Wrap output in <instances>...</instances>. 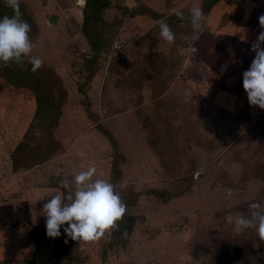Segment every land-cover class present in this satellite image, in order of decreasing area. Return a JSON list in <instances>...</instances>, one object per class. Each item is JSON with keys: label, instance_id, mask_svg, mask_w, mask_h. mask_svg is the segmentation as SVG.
I'll return each instance as SVG.
<instances>
[{"label": "rangeland", "instance_id": "1", "mask_svg": "<svg viewBox=\"0 0 264 264\" xmlns=\"http://www.w3.org/2000/svg\"><path fill=\"white\" fill-rule=\"evenodd\" d=\"M98 1L107 5L87 27L102 45L96 55L83 34L86 0H20L35 27L32 55L44 64L36 73L1 67L0 132L12 133L5 142L13 169H37L36 202L95 167L96 178L120 191L132 230L81 248L63 227L59 238L48 237L43 210L32 215L27 202H6L0 264H264V240L233 223L251 203L264 205V117L243 88L251 45L264 31V0L219 1L203 11L195 42L190 10L209 0ZM162 19L174 44L159 39ZM28 73L41 85L6 79L19 83ZM44 87L56 101L46 116L58 112L48 122L38 117Z\"/></svg>", "mask_w": 264, "mask_h": 264}, {"label": "clouds", "instance_id": "2", "mask_svg": "<svg viewBox=\"0 0 264 264\" xmlns=\"http://www.w3.org/2000/svg\"><path fill=\"white\" fill-rule=\"evenodd\" d=\"M85 0H77L84 3ZM5 6L12 10V15L0 18V67L12 64L27 70L39 71L44 61L32 55L36 47L30 33L31 25L23 19L20 0H5ZM180 19H184L182 12H177ZM261 29H264V15L259 18ZM205 14L199 6L190 10L191 40L195 42L204 31ZM159 39L168 44H174L176 34L166 20L158 21ZM188 52L196 54L198 49L189 45ZM255 57L250 68L243 73V88L247 94L249 104L264 110V31H261L251 45ZM97 169L89 167L74 175L64 178L59 187L64 193L57 192L43 205L46 217L47 236L59 238L61 228L66 236L83 247L85 244L96 243L119 229V223L127 214V206L122 199L116 185L104 178H96ZM248 216L239 215L233 218L234 230L242 233L248 229H255L261 240H264V205L251 203ZM127 234L125 233V236ZM68 243V239L65 240Z\"/></svg>", "mask_w": 264, "mask_h": 264}, {"label": "trees", "instance_id": "3", "mask_svg": "<svg viewBox=\"0 0 264 264\" xmlns=\"http://www.w3.org/2000/svg\"><path fill=\"white\" fill-rule=\"evenodd\" d=\"M219 1H221V0H209V2L206 4V6H205L203 11L204 12H208L210 10V8L212 6H214L216 3H218ZM85 3L87 5V9H86V11L84 13V17H83V20H84V22H83V26H84L83 34L86 37L90 47L92 48V51H95L94 53L96 55H98L101 52L102 45L93 41V39H92L93 37L88 33L87 27L90 24H92L95 20H97L99 12L102 10V8H104V6L107 5V3L103 2V1L100 2L98 0H86ZM20 6H21V12L23 14V19L29 21L28 20L29 16L26 13L24 5L20 3ZM5 15L11 16L12 15V10L7 8L5 6V3H3V4L0 5V18H3V16H5ZM31 25H32L31 28H35L33 23ZM88 59H90V58H88ZM92 60H93V58H92ZM90 62H92V61H90ZM26 66L28 68L31 67L30 64H26ZM86 66H88L87 68H88V70H90V64H87ZM0 69H1V67H0ZM89 74H91L92 77H93V75L96 74V69H91V72ZM13 77H16V76L13 75ZM6 79H7L9 84H14V85L16 84L17 86H24L26 88H30V85L26 81L34 82L36 80V83L38 84V86L41 85V83H42L41 79L39 78L38 75H32L30 73H28V76H24L23 75L21 77L19 83L14 82L13 79H10V78H6ZM46 90L48 92V96L45 95L44 89H43V93L42 94H44V95L41 98V99H44V102L41 103V100L39 102V99H38V103H39L38 104L39 105L38 117H40L41 119H44L46 122H48V121H50L49 120L50 116H51L52 119L53 118H58V112H56V110H55L53 112L54 114H50V116H46V114L48 112H50V111L52 112L54 110L53 108L56 106V101H55L54 95L52 94L53 91H51V88H48ZM37 91H39V90H37ZM41 106H42V108H41ZM86 109H88V108H86ZM87 111H89V110H87ZM87 113H88V115H91V113L90 114H89V112H87ZM103 133L110 139V141L112 140V144H114V140L111 137V135L105 130H103ZM115 159H116V157H115ZM113 168H114V171H116L119 174V171L117 170V162H116V160L114 162ZM133 220L134 219H133L132 216L126 215L124 217L123 221L119 223V229L118 230H113L111 232V237L114 240H117V241H121V240L126 239L130 235V232L132 230ZM125 233L127 234L126 236H125Z\"/></svg>", "mask_w": 264, "mask_h": 264}, {"label": "crops", "instance_id": "4", "mask_svg": "<svg viewBox=\"0 0 264 264\" xmlns=\"http://www.w3.org/2000/svg\"><path fill=\"white\" fill-rule=\"evenodd\" d=\"M11 134L0 132V206L6 204V202H27L30 212L34 215V213L42 212L44 205V202L39 203L32 198V181L34 172L37 169H13L9 154L14 149L12 150L13 147L5 142ZM55 188L52 187V192L58 190L53 191Z\"/></svg>", "mask_w": 264, "mask_h": 264}, {"label": "built area", "instance_id": "5", "mask_svg": "<svg viewBox=\"0 0 264 264\" xmlns=\"http://www.w3.org/2000/svg\"><path fill=\"white\" fill-rule=\"evenodd\" d=\"M125 0H117V3L118 4H123ZM261 114L263 115L264 117V110H262Z\"/></svg>", "mask_w": 264, "mask_h": 264}, {"label": "water", "instance_id": "6", "mask_svg": "<svg viewBox=\"0 0 264 264\" xmlns=\"http://www.w3.org/2000/svg\"><path fill=\"white\" fill-rule=\"evenodd\" d=\"M51 23H52V21H51Z\"/></svg>", "mask_w": 264, "mask_h": 264}]
</instances>
